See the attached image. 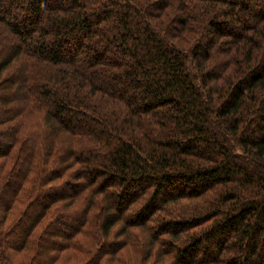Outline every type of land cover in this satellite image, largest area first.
I'll return each mask as SVG.
<instances>
[{
  "label": "trees",
  "instance_id": "1",
  "mask_svg": "<svg viewBox=\"0 0 264 264\" xmlns=\"http://www.w3.org/2000/svg\"><path fill=\"white\" fill-rule=\"evenodd\" d=\"M0 264H264V0H0Z\"/></svg>",
  "mask_w": 264,
  "mask_h": 264
}]
</instances>
